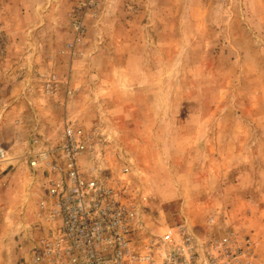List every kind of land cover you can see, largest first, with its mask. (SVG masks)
Instances as JSON below:
<instances>
[{
	"label": "rangeland",
	"instance_id": "rangeland-1",
	"mask_svg": "<svg viewBox=\"0 0 264 264\" xmlns=\"http://www.w3.org/2000/svg\"><path fill=\"white\" fill-rule=\"evenodd\" d=\"M66 123L90 136L82 172L135 197L142 238L185 222L249 237L264 264V0H0L4 235L32 178L46 194L28 149Z\"/></svg>",
	"mask_w": 264,
	"mask_h": 264
},
{
	"label": "built area",
	"instance_id": "built-area-1",
	"mask_svg": "<svg viewBox=\"0 0 264 264\" xmlns=\"http://www.w3.org/2000/svg\"><path fill=\"white\" fill-rule=\"evenodd\" d=\"M89 140L82 127L66 123L55 146L31 153V167L43 168L48 181L25 264H251V240L234 233L202 236L182 222L142 238L135 197L115 189L111 175L80 169ZM6 154L0 146V159Z\"/></svg>",
	"mask_w": 264,
	"mask_h": 264
},
{
	"label": "crops",
	"instance_id": "crops-1",
	"mask_svg": "<svg viewBox=\"0 0 264 264\" xmlns=\"http://www.w3.org/2000/svg\"><path fill=\"white\" fill-rule=\"evenodd\" d=\"M35 136L33 134V137ZM35 149L36 147L30 148L27 152L31 155V153L36 152ZM5 175L7 176V173L3 176L6 177ZM31 181L34 182V185H32L33 190H31L33 194L28 198L27 206L23 210L22 219L15 218L12 223H8L6 225V235L3 234L0 228V264L17 263V259L21 255L22 250L27 248V239L29 235H32L34 226L41 221V217L39 216V201L41 197L39 191H37L40 182L35 177Z\"/></svg>",
	"mask_w": 264,
	"mask_h": 264
}]
</instances>
